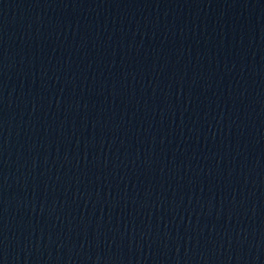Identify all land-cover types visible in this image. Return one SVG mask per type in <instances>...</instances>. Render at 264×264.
Listing matches in <instances>:
<instances>
[{
  "label": "water",
  "instance_id": "1",
  "mask_svg": "<svg viewBox=\"0 0 264 264\" xmlns=\"http://www.w3.org/2000/svg\"><path fill=\"white\" fill-rule=\"evenodd\" d=\"M176 264H264V0H72Z\"/></svg>",
  "mask_w": 264,
  "mask_h": 264
}]
</instances>
